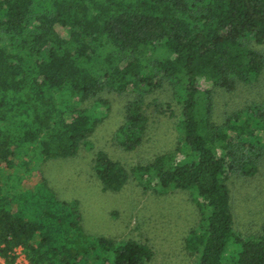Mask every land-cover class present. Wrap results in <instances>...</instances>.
Returning <instances> with one entry per match:
<instances>
[{
	"label": "trees",
	"instance_id": "trees-1",
	"mask_svg": "<svg viewBox=\"0 0 264 264\" xmlns=\"http://www.w3.org/2000/svg\"><path fill=\"white\" fill-rule=\"evenodd\" d=\"M43 2L0 0V257L12 263L21 245L29 264L152 259L147 242L91 237L77 204L58 198L39 169L29 189L2 171L73 155L109 108L103 91L127 96L112 138L134 149L147 106L165 112L146 96L167 83L179 105L176 145L130 168L98 150L96 175L113 190L129 179L194 190L200 218L183 240L192 264H264V224L256 235L236 230L226 183L264 159V98L214 119L216 89L264 82V0H49L37 9Z\"/></svg>",
	"mask_w": 264,
	"mask_h": 264
},
{
	"label": "rangeland",
	"instance_id": "rangeland-1",
	"mask_svg": "<svg viewBox=\"0 0 264 264\" xmlns=\"http://www.w3.org/2000/svg\"><path fill=\"white\" fill-rule=\"evenodd\" d=\"M43 4L37 9L48 7L49 0H44ZM101 96L108 99L109 108L73 155L48 158L38 165L30 160L27 166L19 164L4 169L3 176L14 181L17 175L22 176L18 188L29 189L39 182V169L58 198L77 204L81 226L91 237H132L147 242L154 255L146 264H192L193 256L184 248L183 240L188 229L196 226L200 218L194 190L159 185L144 189L134 179L113 190L104 188L94 171V156L98 150L130 168L137 163L149 162L176 145L179 137L175 124L180 113L170 85L165 83L147 94V100H155L165 112L154 110L153 103L147 106L149 120L145 135L142 142L131 150L120 147L112 138L122 121V106L127 96L112 91H103ZM263 98L262 79L250 85L240 84L232 91L218 88L214 92V119L220 121L225 110L259 102ZM92 102L87 100L80 105L90 109ZM169 108L174 112L172 115L168 114ZM244 119L245 115H242L240 121ZM15 157L17 162L25 158L18 150ZM226 183L231 194L236 230L246 235L262 233L264 159L254 174H230Z\"/></svg>",
	"mask_w": 264,
	"mask_h": 264
},
{
	"label": "built area",
	"instance_id": "built-area-1",
	"mask_svg": "<svg viewBox=\"0 0 264 264\" xmlns=\"http://www.w3.org/2000/svg\"><path fill=\"white\" fill-rule=\"evenodd\" d=\"M13 253L15 255V259L12 263H7L2 257H0V264H29L23 246H15Z\"/></svg>",
	"mask_w": 264,
	"mask_h": 264
}]
</instances>
